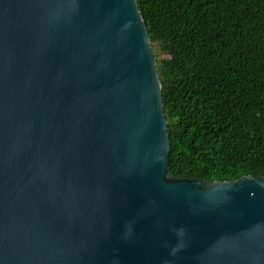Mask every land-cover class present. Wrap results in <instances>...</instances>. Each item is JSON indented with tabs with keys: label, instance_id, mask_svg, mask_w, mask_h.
<instances>
[{
	"label": "water",
	"instance_id": "water-1",
	"mask_svg": "<svg viewBox=\"0 0 264 264\" xmlns=\"http://www.w3.org/2000/svg\"><path fill=\"white\" fill-rule=\"evenodd\" d=\"M137 0H0V264H264V175H174Z\"/></svg>",
	"mask_w": 264,
	"mask_h": 264
},
{
	"label": "trees",
	"instance_id": "trees-1",
	"mask_svg": "<svg viewBox=\"0 0 264 264\" xmlns=\"http://www.w3.org/2000/svg\"><path fill=\"white\" fill-rule=\"evenodd\" d=\"M178 176L264 175V0H137Z\"/></svg>",
	"mask_w": 264,
	"mask_h": 264
}]
</instances>
